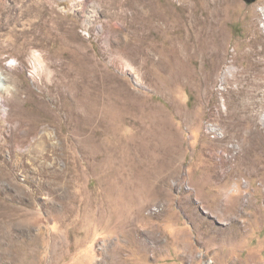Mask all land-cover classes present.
I'll use <instances>...</instances> for the list:
<instances>
[{"label":"rangeland","instance_id":"rangeland-1","mask_svg":"<svg viewBox=\"0 0 264 264\" xmlns=\"http://www.w3.org/2000/svg\"><path fill=\"white\" fill-rule=\"evenodd\" d=\"M0 264H264V0H0Z\"/></svg>","mask_w":264,"mask_h":264},{"label":"bare ground","instance_id":"bare-ground-1","mask_svg":"<svg viewBox=\"0 0 264 264\" xmlns=\"http://www.w3.org/2000/svg\"><path fill=\"white\" fill-rule=\"evenodd\" d=\"M214 4V3H213ZM146 5V4H145ZM149 5V4H148ZM213 6V5H212ZM216 7H217V5H216ZM215 7V8H216ZM222 9V8H221ZM220 9V10H221ZM212 10V9H211ZM150 11V10H149ZM148 12V11H147ZM161 12V11H160ZM160 12H158V13H160ZM222 12V11H221ZM154 14V13H153ZM139 15L140 16H143V17H145L146 18V20L147 21H150L151 20V15L149 14V13H146L145 11H142V10H140L139 9ZM159 15H161V14H159ZM216 15V14H215ZM172 16V15H171ZM170 16V17H171ZM210 16V15H209ZM142 17V18H143ZM164 17V16H163ZM168 17V16H167ZM214 17V16H213ZM159 25L160 26H162L163 28H165V23L164 22H162L163 21V18L162 17H160L159 16ZM165 18V17H164ZM172 18L173 17H171V21H172ZM204 18V17H203ZM216 18V17H215ZM154 19V18H153ZM220 19V18H219ZM146 20H145V22H146ZM174 20V19H173ZM155 21V20H154ZM175 23V22H174ZM196 23V22H195ZM197 23H199L198 21H197ZM205 23V22H204ZM203 23V24H204ZM210 23V22H209ZM208 23V24H209ZM216 23V22H215ZM151 24V23H150ZM156 24H158V23H156ZM155 24V25H156ZM173 24V23H172ZM217 24V23H216ZM215 24V25H216ZM148 25V24H147ZM153 25V24H152ZM218 25V24H217ZM255 25V24H254ZM149 26V25H148ZM172 26V25H171ZM208 26L209 25H207V28H208ZM214 26V25H213ZM213 26H210V27H213ZM167 27V26H166ZM204 27H206L205 25H204ZM150 29L149 27H144V30L145 29ZM168 28V27H167ZM203 28V27H202ZM217 28H219V27H217ZM195 29H197V28H195ZM216 29V28H215ZM220 29V28H219ZM200 30V29H199ZM196 31V30H195ZM216 31V30H215ZM167 32V31H166ZM199 32H201V31H199ZM212 32V31H211ZM214 32V31H213ZM212 32V33H213ZM255 32V31H254ZM145 33H147V32H145ZM197 33V32H196ZM203 33H204V31H203ZM198 34V33H197ZM196 34V35H197ZM218 34V33H217ZM200 35V34H199ZM198 35V36H199ZM255 35V34H254ZM206 36V35H205ZM209 36V35H208ZM214 36H216V34H214ZM218 36V35H217ZM210 37V36H209ZM213 37V36H212ZM197 38V37H196ZM142 39V38H141ZM172 39V38H171ZM188 39V38H187ZM191 39L192 38H190V40H188V41H191ZM198 39V38H197ZM204 39V38H203ZM258 39H260V38H258ZM139 40H140V38H139ZM143 40V39H142ZM144 40H145V36H144ZM171 41V40H170ZM187 41V42H188ZM204 41V40H203ZM210 41V40H209ZM216 41V40H215ZM214 41V42H215ZM172 42V41H171ZM179 42V41H178ZM213 42V43H214ZM223 42V41H222ZM257 42H259V41H257ZM182 43V42H181ZM198 43V42H197ZM251 43V42H250ZM260 43V42H259ZM139 44V43H138ZM146 44V43H145ZM153 44V43H152ZM159 44H161V43H159ZM173 44V43H172ZM177 44V43H176ZM183 44V43H182ZM195 44V43H194ZM199 44V43H198ZM202 45H203V43H201ZM143 45V44H142ZM168 45H169V43H168ZM171 45V44H170ZM209 45H211L210 43H209ZM152 46V45H151ZM177 46V45H176ZM184 46V45H183ZM196 46V45H195ZM251 46V45H250ZM148 47V46H147ZM147 47H143V48H140V49H138V51H137V54H136V56L139 58V60H141V65H143V66H145V64H147V63H150L152 60H154L155 59V54H153V50H150V49H148ZM168 47V46H167ZM172 47V46H171ZM202 47V46H201ZM213 47V46H212ZM161 48H162V46H161ZM160 48V49H161ZM179 48H182V47H179ZM253 48V47H252ZM156 49H157V47H156ZM184 49V48H183ZM189 49V48H188ZM201 49V48H200ZM199 49V50H200ZM164 50H166V49H164ZM179 50V49H178ZM182 50V49H181ZM191 50V49H190ZM198 50V49H197ZM202 51V50H201ZM252 51V50H251ZM157 52V51H156ZM177 52V51H176ZM181 52H183V51H181ZM204 52V51H203ZM211 52V51H210ZM220 52V51H219ZM257 52V51H256ZM159 53V52H158ZM166 53H167V51H166ZM180 53V52H179ZM206 53V52H205ZM212 53V52H211ZM253 53H255V52H253ZM164 54V53H163ZM161 55V54H160ZM167 55V54H166ZM171 56H173V53L172 54H170ZM186 55V54H185ZM248 55H250V54H248ZM135 56V57H136ZM162 56V55H161ZM164 56V55H163ZM169 56V55H168ZM159 57V56H158ZM141 58V59H140ZM162 58V57H161ZM216 58V57H215ZM247 59H248V57H247ZM134 60V59H133ZM175 60V59H174ZM173 60V61H174ZM183 60H184V58H183ZM167 61V60H166ZM213 61V60H212ZM80 62V61H79ZM175 62V61H174ZM223 62V61H222ZM162 63V62H161ZM165 63V62H164ZM167 63V62H166ZM169 63V62H168ZM167 63V64H168ZM180 63V62H179ZM220 63V62H219ZM156 64V63H155ZM172 64V63H171ZM170 64V65H171ZM59 65V64H58ZM80 65L81 64H79V63H77L76 61H74V62H72V68L70 69V70H68V71H61L60 72V75L62 76V77H60V79L61 78H63V80L61 79V81H62V84H63V86H65V87H67V86H71V88H72V92H73V94H74V99L73 100H71V98H70V101H67V95L66 94H61V101H65V103H68L69 105H74V107L72 108L73 110H75V107L76 106H78L79 104H80V102H79V100H78V93H79V82H80V80L82 79V80H86V79H88V78H84L83 76H81V73H80V69H79V67H80ZM98 65V64H97ZM219 66H220V64H218ZM99 66V65H98ZM157 66V65H156ZM215 66V65H214ZM59 67V66H58ZM66 67V66H65ZM101 67V66H100ZM99 67V68H100ZM158 67V66H157ZM160 67V66H159ZM164 67V66H163ZM169 67V66H168ZM61 68V67H60ZM146 68V67H145ZM144 68V69H145ZM171 68V67H170ZM62 69V68H61ZM68 69H69V67H68ZM102 69V68H101ZM159 69V68H158ZM220 69V68H219ZM147 70V71H146ZM142 71V70H141ZM144 71V70H143ZM142 71V72H143ZM145 71L146 72H143L142 73V81H145V82H148L149 80V77H150V75H149V72H148V69H145ZM152 71H153V69H152ZM151 71V72H152ZM161 71V70H160ZM150 72V73H151ZM170 72V71H169ZM173 72V71H172ZM217 72V71H216ZM101 73H104V72H101ZM172 74V73H171ZM101 75V74H100ZM110 75V74H109ZM163 75V74H162ZM171 77V76H170ZM84 78V79H83ZM105 78H107V76L105 77ZM109 78V77H108ZM182 78V77H181ZM103 79V78H102ZM167 79V78H166ZM172 79V78H171ZM105 80V82H106V80L107 79H104ZM103 80V81H104ZM158 80H160L159 79V77H158ZM173 80H175L174 78H173ZM207 80V79H206ZM141 81V82H142ZM160 81H163V80H160ZM155 83V82H154ZM172 83V82H171ZM107 84V83H106ZM104 82L102 83L101 82V80H100V86H99V91L103 94V98H102V100L101 101H99L98 102V106L100 107V110H103L104 108H103V105L104 106H106L107 105V101H108V99H109V92H113L112 91V88H110V85H106ZM174 84V83H173ZM165 85H166V83H165ZM169 87V86H168ZM172 87H174V86H172ZM168 90V89H167ZM72 94V95H73ZM116 104V102L114 101V99L112 100V106L113 105H115ZM65 105V104H64ZM117 106H118V103H117ZM69 107V106H68ZM71 107V106H70ZM66 108V107H65ZM149 108H150V106H149ZM68 109V108H67ZM149 114V113H148ZM158 115V114H157ZM227 115V114H226ZM146 117V116H145ZM167 117V116H166ZM156 118V117H155ZM168 118V117H167ZM196 120V119H195ZM234 120V119H233ZM161 121V120H160ZM160 121L158 120V118L156 119V121H154V126H156V127H161L162 125H163V123L161 124L160 123ZM189 122V121H188ZM191 123L193 122V121H190ZM228 122V121H227ZM230 122V121H229ZM233 122V121H232ZM190 123V124H191ZM194 123V122H193ZM231 123V122H230ZM161 124V125H160ZM195 124H197V123H195ZM95 125L96 126H101L102 124L100 123V122H97V123H95ZM194 125V124H193ZM163 127V126H162ZM228 127V126H227ZM198 128V127H197ZM238 130H237V123H231L230 124V126L228 127V128H226V130H225V132H224V136L223 137H221V138H216V140H217V142L219 143V144H221L222 146H223V152L224 153H222V159L220 160L221 161V165H220V168L222 169V168H225L226 170H225V172H224V174H222L221 173V175L223 176V177H229V176H231V175H234V174H236L237 173V171H238V165H237V159L239 160V164L240 165H242V163L241 162H244V160L245 159H240L241 157H242V153L243 152H245L246 150H245V148L243 147V145H244V142H245V135L246 134H244V133H241V132H237ZM241 131V130H240ZM163 132H164V135L166 136V138L168 139V141H173L174 139H175V135H174V132H173V130L172 129H170V126L168 125V126H165V127H163ZM248 133V137H247V139L250 141V143L251 144H254V146L256 145V141H257V138H258V136L260 135L259 134V132L258 131H255V130H252L251 132H247ZM237 139H238V142L241 144V153L239 154V156L237 157V153L235 154L234 152L235 151H237ZM145 142V141H144ZM230 144H232L233 146H231ZM260 144H262V141H260ZM147 147V146H146ZM161 149V148H160ZM163 149V148H162ZM222 149V148H221ZM162 154V153H161ZM168 153H166V155H167ZM247 155V154H246ZM160 158H162V156L160 157ZM244 158V157H243ZM164 161V160H163ZM241 161V162H240ZM162 163V162H161ZM219 168V169H220ZM220 175V176H221Z\"/></svg>","mask_w":264,"mask_h":264},{"label":"water","instance_id":"water-1","mask_svg":"<svg viewBox=\"0 0 264 264\" xmlns=\"http://www.w3.org/2000/svg\"><path fill=\"white\" fill-rule=\"evenodd\" d=\"M248 4H253L256 2V0H245Z\"/></svg>","mask_w":264,"mask_h":264}]
</instances>
